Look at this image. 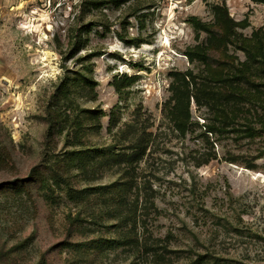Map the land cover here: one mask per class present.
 Segmentation results:
<instances>
[{
    "label": "rangeland",
    "instance_id": "obj_1",
    "mask_svg": "<svg viewBox=\"0 0 264 264\" xmlns=\"http://www.w3.org/2000/svg\"><path fill=\"white\" fill-rule=\"evenodd\" d=\"M263 127L264 0H0V264H264Z\"/></svg>",
    "mask_w": 264,
    "mask_h": 264
},
{
    "label": "trees",
    "instance_id": "obj_2",
    "mask_svg": "<svg viewBox=\"0 0 264 264\" xmlns=\"http://www.w3.org/2000/svg\"><path fill=\"white\" fill-rule=\"evenodd\" d=\"M191 21L192 24L196 27V28H203L204 27V23L200 22L199 20L195 19L194 17H191ZM188 55V53H185ZM115 89L117 91H119V87H115ZM195 99V96L192 95ZM172 99H175L176 96L173 92V95L171 96ZM171 98H168V100L165 101V107H164V115H166L167 117H172L174 119L175 122V117H174V113H175V106L177 101L175 100V102L173 104H171ZM197 100V97L196 99ZM217 123L214 124L212 123L211 125H207V131L214 133V134H222L223 132H226L227 130H229V128H232V126H230V124H225L222 123L221 121H216ZM112 123H114L113 121V117H112V113H110L109 115V124L111 125ZM178 124V123H177ZM230 126V127H227ZM176 128L179 129V127L176 125ZM264 128V127H263ZM255 130V127L250 123V122H245V126L242 128V131L251 135L253 133V131ZM139 142L137 143H133L132 145H129V151H122L119 150L118 148L114 149L112 148V146H105L104 148H101L100 150L102 151H106L105 154L108 153V158H111V161L113 163H118V164H126V165H131L133 164L134 161L137 160V158H140L141 155L143 154L144 150L146 149L145 147V143L141 144L140 143V139H138ZM144 140V137H143ZM100 151V152H102ZM232 161V160H231ZM252 167V166H251ZM163 248V247H160ZM199 257L189 261L186 264H207V262H209L208 260L210 259H204L203 255L198 254ZM212 264H217L216 262H212Z\"/></svg>",
    "mask_w": 264,
    "mask_h": 264
}]
</instances>
